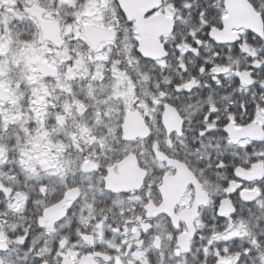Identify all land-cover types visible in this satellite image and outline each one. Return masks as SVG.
<instances>
[{"label": "flooded vegetation", "instance_id": "af4514ba", "mask_svg": "<svg viewBox=\"0 0 264 264\" xmlns=\"http://www.w3.org/2000/svg\"><path fill=\"white\" fill-rule=\"evenodd\" d=\"M146 1H131V4L141 5ZM164 6V1L159 3L155 0L149 7L152 9L148 14L151 17L161 16L164 14ZM171 21L173 30L162 36L158 34L164 51L155 60H158L157 64L164 70L174 69L177 61L183 66V54L191 49L184 42L187 39L182 40L180 20L173 17ZM122 27L133 31L136 55L140 59L148 58L140 50V41L148 39V29L141 26L140 31L135 22L128 20L124 24L123 21L116 23L115 28L99 29H113L118 33L117 30ZM243 28L236 27L231 35L212 36L222 43L236 41L243 30H246ZM89 37L91 41L89 43L87 40V45H92L91 48L100 53L108 52L107 48L114 43L107 45L102 38L91 34ZM177 40L181 41V55L178 57L170 48L165 51L166 45ZM205 47L210 53L213 46L208 44ZM243 51L253 55L258 49L244 45ZM209 59H212L211 54ZM163 61H168V64ZM246 63L244 55L234 54L226 75L231 78L239 72L246 82L249 79L248 73L242 71ZM172 83V76L163 75L150 88L153 95L151 99L145 102L136 98L128 109L122 111V122L128 113L139 114L143 118L149 132L146 137H139L129 144L123 140L124 145L101 148L99 151L88 147L83 152L77 150L76 155L71 157H64V152L57 151L54 158L57 168L53 176L57 179L58 187L51 195H31L18 203L14 191L7 185L9 181L17 179L11 177L8 166H1L0 186L5 190H12V194L0 198V206H6V210L0 211V250H10L28 235L25 231V236L17 235L13 240V230L20 233L21 229L30 227L32 249L39 251L33 252L30 249L28 255L44 257L45 264H174L177 256L184 257L199 243L196 238L201 233V240H210L213 247L217 240L237 236L239 231L230 228L223 234L216 232L215 240H211L214 235H208L204 210L213 204L214 198L225 193L221 182L223 180H229L228 192L244 187L245 190L241 192L244 200H252L259 195L258 190L249 191L248 188L264 178V145L256 143L251 153L237 148L239 157L229 165L236 168L235 177L230 179L231 174H227L220 181L211 182L205 175V168L182 151H177L176 139L183 134L182 125L185 120L191 122L194 109L182 108L178 111L165 103V98L171 96L167 89ZM262 117L264 112H260L246 127H237L235 122L230 125V144L246 148L252 142L264 141ZM35 119L36 124L46 128L42 132L47 135L63 132L61 121L60 129L57 125L58 129L53 130L46 120L41 122L39 117ZM166 120H173L176 126L167 124ZM123 127L124 124L121 123L116 132L124 133ZM104 131L109 134L110 128L104 127ZM80 132L86 135L90 130L83 129ZM173 133H176V139H173ZM64 148L61 147L63 151ZM184 151L190 150L185 146ZM129 158H132V162H126L119 169V165ZM245 172L248 174L247 178L243 175ZM261 206L264 207V202ZM232 210V201L224 199L222 213L227 215ZM37 223L45 229L38 235L35 227ZM57 239L60 243L58 252L54 243ZM53 252L56 254L53 255ZM207 255L211 256L213 253L209 251ZM230 255L233 254L228 255L229 262L233 261ZM180 264H185V260L182 259ZM187 264H191L190 260Z\"/></svg>", "mask_w": 264, "mask_h": 264}, {"label": "snow or ice", "instance_id": "6c2138e0", "mask_svg": "<svg viewBox=\"0 0 264 264\" xmlns=\"http://www.w3.org/2000/svg\"><path fill=\"white\" fill-rule=\"evenodd\" d=\"M253 10L257 12L264 22V0H249ZM172 7L181 12L182 18H191L188 25L191 28L200 29L195 33V39L189 34L184 41L191 49L184 53L183 66L176 62L174 69H161L160 65L151 58H145V63L155 67L164 76H172L173 83L168 86L171 96L165 98V103L172 105L179 111L182 108L194 109L190 121L185 120L182 125V135L176 139L177 151H182L200 167L205 168V175L211 182L220 181L223 175L231 174L235 177L236 168L229 166L239 157L237 148L251 153L254 145H264V141L252 142L246 148L240 145H231L229 141V126L234 122L237 127H246L251 124L260 112H264V31L257 32L252 28L243 30L241 37L236 41L222 43L216 41L212 32L217 26L224 29V23L219 21L218 13L223 14L216 7V0H172ZM219 21V22H218ZM175 31V29H174ZM180 40L166 45L176 56L181 55ZM211 44V52L205 45ZM244 45H250L258 49L253 55L243 51ZM211 54L212 59H209ZM244 55L247 63L242 71L248 73L249 79L245 82L239 72L229 78L226 71L233 55ZM186 115V113H184ZM183 118V115H182ZM264 119V117H262ZM185 146L190 151H184ZM225 187V193L214 198L213 204L204 210V223L207 225L208 235L215 232L220 234L226 231H241L247 229L245 235L252 236L251 242H246L239 235L231 240H217L215 246L212 242L203 241L200 234L196 239L199 243L184 257L177 256L174 264H185L190 260L191 264H230L228 255L238 252L236 264H264V178L258 183H252L251 190H258L259 195L252 200H244L241 192L244 187L235 192H228L229 180L221 181ZM0 192V198H3ZM232 201V212L225 215L221 211L222 201ZM239 201V203H236ZM6 210V206H0V211ZM239 221L240 223H236ZM36 234L45 229L36 224ZM25 231L28 235L25 236ZM31 228L21 229L20 233L13 230L12 239L17 235L25 236L18 245H13L10 250H0V262L2 264H45V258L37 255H28L32 249ZM76 239H79L77 237ZM75 243V240L73 241ZM56 252L60 250L59 239L54 242ZM33 252L39 249H32ZM211 251L213 255L207 253ZM53 252V255L56 254ZM222 257L224 259H222Z\"/></svg>", "mask_w": 264, "mask_h": 264}, {"label": "trees", "instance_id": "16d2710c", "mask_svg": "<svg viewBox=\"0 0 264 264\" xmlns=\"http://www.w3.org/2000/svg\"><path fill=\"white\" fill-rule=\"evenodd\" d=\"M2 2L3 4H1L0 6V46H2V43L7 45L6 50L3 51V56L4 54L10 52L11 47H14L12 50H16L15 52H17V55H20L24 50V48L21 46L22 44L29 45L36 43V27L29 21L30 18L25 14L23 4L18 3V1L14 2L13 0H2ZM12 3H14L15 5L12 6ZM167 5L172 7V0H167ZM216 7L223 11V0H216ZM112 9H116L115 5H113ZM177 15L179 18H182L181 12L179 10H177ZM217 15L219 21H221L222 15L220 13H218ZM3 16L4 19L2 18ZM63 18L65 17H63L61 13V19ZM185 19L187 21L184 24L185 26L182 27V33L184 37H187L189 34L194 36L195 33L200 29L193 27L189 32L187 23L189 22V25L191 24V18L189 17ZM124 23L125 21H123V24ZM11 38L14 40L12 45H10L7 41ZM35 45L38 46L37 43ZM70 46L72 49L74 44L70 43ZM81 50H84V48L82 47ZM72 55L73 51H71V58L67 62L66 66L73 65ZM3 56L0 58V60L4 59ZM38 56L39 59H41L42 56H40L39 54ZM53 58H55V60H53V62H55V69L57 68L59 73L62 72L63 69L61 63H58V56L54 55ZM81 60L83 63V70L82 76L80 77V83H77L75 82L76 80L71 79L72 77L70 73L68 74V76L70 77L66 76L64 79L59 78L53 79L51 81L49 78H42L43 74L41 73V71L36 70L37 74L35 78L40 79L39 83H45L48 79L50 85L52 84L53 87H55L54 84H57V82H59L60 80L70 81V83L72 82V85H69V87L72 86L73 88L69 93H67L66 91L64 93H61V91H54L52 93L49 103V111L47 112V114L50 113L48 120L49 124L51 125H56L57 120H59L60 116L64 117L62 126L65 129V133L61 138L55 137L53 139L54 145L56 147L57 145L61 144V142L65 146L63 151L65 154L64 157H71L73 155H76L77 150L83 152L84 150L88 149V147L95 148L96 151H99L101 148L107 149V147L113 148L115 146L124 145L121 140L122 137L120 132H115L113 128L115 125L112 126L114 124V120L120 119L119 122H121L122 116H120V118L119 116H110V121L105 122V117H107V114L110 112V110H108V107H103L102 105L98 104L95 105V102L93 103V98L99 100V90L101 88H99L97 84L102 82L101 76L97 75L99 70H96L94 68L96 64H101L100 69L103 71V73H105L103 76L107 77V84H109L108 88H112V85L114 86L115 82H119V78L117 79L119 74H121V76L124 75L126 80H129V82L134 85V88H137L139 83L150 84L152 82H155L157 81V79H161L164 75L163 71L158 73L155 67L149 66L145 63V61L140 60V58L136 55L133 40V31L129 28L125 29L122 36L118 38L116 45L112 48L111 54L107 58L100 60L99 62L95 58L90 57V55H85L81 58ZM39 62L41 63L42 61ZM164 64L167 65L168 61ZM7 65H11V61H9ZM7 65L4 67V69L7 68ZM15 66L16 65L14 64L10 67L12 71V74L9 73L11 82L13 84L17 83L19 86H21V92L25 93L26 95L21 94L24 99L19 104L8 106L4 112L0 110V145L6 147L9 151L8 158L9 161H11L12 168L11 176L17 179L14 184H12V186H14L17 191L26 193L29 196L46 194L45 192L54 189L55 190L53 191V193H55L56 177L44 181H23L24 177L29 176V174L34 171L37 172L38 177L42 176V167L39 164L38 159L32 158L31 160H26L27 168L23 170V176L20 173L23 153L30 155L36 154V151H34L29 145L30 140L40 138V141L42 143H44V141L41 134L37 135L39 133H36V130L33 126L29 127L24 123H17L19 120H17L18 118L14 117L13 115L8 117L7 113L16 111L18 109L24 110L29 106L30 91L31 88H34V85L30 84L33 79H29V75L24 72L23 68H15ZM28 84L33 86L29 90L28 87L30 86H27ZM132 88L133 86H127L126 91L130 92ZM111 91L113 92L114 90L111 89ZM139 97L143 101H148L149 98L151 99L152 95L148 96V98L147 95L139 94ZM75 99L86 105L84 111H80V107L76 105ZM104 100L110 104L112 102L111 96H106ZM68 105L71 106L69 112L65 111V108ZM84 112L89 114H83ZM98 112H100L101 114L105 113L104 115H102L101 119L97 117L95 118ZM29 114L30 112L26 113V116H29L30 123L33 120V117L31 116L32 114ZM13 117L16 120L8 125L7 121L9 120V118ZM72 123L73 125L69 127V124ZM108 123L111 128V132L109 134L104 131L103 128H106V125ZM27 129L29 130L28 134H26V132L28 131ZM83 129H89L90 133L86 135L82 134L80 130ZM57 151L58 148L53 150L49 149L47 152L52 156H56ZM96 155H98V153ZM44 187H48V189ZM246 231L247 229L241 230L239 231L238 235L242 240L251 242L252 236H254L255 233L245 235ZM215 238L216 236L214 235L213 239L211 240H215ZM231 239L232 238H227L224 240ZM232 252L235 254L230 255L231 258L238 256V252L235 248L232 249Z\"/></svg>", "mask_w": 264, "mask_h": 264}, {"label": "rangeland", "instance_id": "374dc122", "mask_svg": "<svg viewBox=\"0 0 264 264\" xmlns=\"http://www.w3.org/2000/svg\"><path fill=\"white\" fill-rule=\"evenodd\" d=\"M100 1L102 0H95V5H97ZM25 6L31 5V4H36V3H40L41 7L45 10V11H49V13L51 15H54L55 13H62L63 17H68L69 18V11L71 10L70 8H65L64 6L67 5H71L72 3L74 4V0H24ZM41 2H43L44 4H41ZM1 4H3L2 0H0V6ZM15 5L12 3V6ZM38 5V4H36ZM39 5V6H40ZM93 4V0H91L89 2V7H92ZM106 7H110V3L107 2V4L105 5ZM80 13H84L80 10ZM85 16L89 17L88 22L86 21V19H81V21L86 22L87 24H94L91 23V19L92 16L94 15V18L92 19V21H95L96 19L99 18V11H94V9L90 8L88 10H86V12L84 13ZM105 14H110L112 18H116L117 12L116 9H111V10H105ZM76 15H79V13H77ZM4 19V16L2 17ZM72 29H74L73 26H71ZM68 27H65L64 30H67ZM8 43L10 45H12L13 43V39H8L7 40ZM16 41V40H15ZM16 44V42H15ZM2 46H0V58L3 56V51L6 50L7 45H5L4 43L1 44ZM24 50L22 52V54H18L17 52H15L16 50H12L14 47H11L10 52L7 54H4V59L0 60V85H3L6 89H9L12 93V104L18 103L19 102V97L21 94H19V90L17 88H13L12 86V82L8 77H5L6 73H9V69L12 65H16V67H21L23 68L24 72L27 73L29 75V79L32 78L33 80L31 81V85H36L34 86V88H31V109L32 110H36V111H40V109H45L46 106V95L49 94V85L50 82H48V79L46 80L45 83H41V84H36L40 79H36V70L41 71L43 76L42 78H45V74L48 75V78L53 79L55 76L53 74L50 73V71H54L53 67L49 66L48 64L55 66V62H53L52 60H55V58H53V54L52 53V49L48 46L45 45V49L44 48H39L38 46L34 45V44H22L21 45ZM42 53V57L41 59H39L38 54ZM51 54V55H50ZM67 50H65L63 53H61L60 55H58V58L60 59V61H66L67 58ZM11 61V65H7V63ZM39 61H44L42 63H40ZM47 61V63L45 62ZM7 65V68L4 69V67ZM37 67V68H36ZM36 68V69H35ZM38 68H42L41 70ZM29 81V80H28ZM27 81V82H28ZM29 83V82H28ZM126 80L125 79H119V85L123 87V85H125ZM133 86L134 89V85L132 83H130V87ZM66 87L61 83L60 85V90L61 91H65ZM84 92V91H83ZM118 95V93L116 94ZM131 96H129L130 98ZM91 98V97H88ZM4 111V109H2ZM22 110L18 109L17 112H12V115H16L19 116V118H23L22 115ZM13 118H11L10 120H12ZM43 120L45 119V116L42 118ZM115 122V121H113ZM31 144L34 146L35 149H39L43 144L40 141V138L35 139V140H31ZM30 145V144H29ZM47 145H51L50 142L48 141ZM34 149V150H35ZM38 159L40 160L42 166L44 167V171L48 172L51 171L52 175H55L56 173V162H54L51 166L47 165V162L51 159V156H49V154L46 152V150H42L41 152L38 153ZM18 200L17 202L19 203L20 201L23 200L22 196H17L16 197ZM24 201V200H23Z\"/></svg>", "mask_w": 264, "mask_h": 264}, {"label": "water", "instance_id": "95a60500", "mask_svg": "<svg viewBox=\"0 0 264 264\" xmlns=\"http://www.w3.org/2000/svg\"><path fill=\"white\" fill-rule=\"evenodd\" d=\"M231 1V0H230ZM136 2V1H135ZM229 2V1H228ZM232 3L226 4V8L228 9L230 13V18L228 19L229 21H226L225 23L228 24V27L226 26V31L223 32L222 35H231V30L236 28V27H244L245 29L250 28V21L255 19L257 24H260L259 17L255 16L254 10L252 7L249 5V3L246 0H234L231 1ZM119 4L122 10L127 9L129 14V19L135 20L137 23V27L139 26L140 31H141V26L143 28H146L150 31L148 34V39L147 40H142L140 41V50L148 57L151 59H156V57H160L161 54L163 53L164 49L161 46L159 42V35L161 36L169 33L172 29L171 24H162L164 25L163 27H158V25H155L153 23H159L161 24V19L160 18H152L150 21H145L144 16L148 14L152 8L141 10L140 5L136 4H128L127 6H124L122 0H119ZM125 8V9H124ZM30 13L38 18L43 26H46V22L42 21V15L43 11L38 9V8H33L30 10ZM163 19V18H162ZM49 26H56L55 24H49ZM53 31V30H52ZM159 31H163L160 32ZM157 32V33H154ZM146 34V36H147ZM0 99L4 103H8L10 101L9 99V92L5 91L2 86H0ZM167 121V120H166ZM165 122V119H164ZM165 124V123H164ZM167 124L174 125L176 126V123L172 121H167ZM123 132L125 135L124 140L125 141H134L138 139L139 137H146L149 132L146 129L145 123L143 118L139 114H128L126 117V121L123 127ZM127 162H132V158H129ZM123 164L121 165V167ZM243 175L248 177V174L243 173ZM76 195V193H74Z\"/></svg>", "mask_w": 264, "mask_h": 264}]
</instances>
